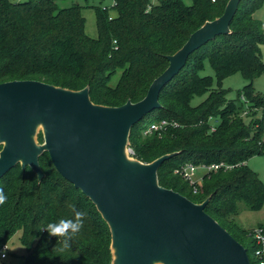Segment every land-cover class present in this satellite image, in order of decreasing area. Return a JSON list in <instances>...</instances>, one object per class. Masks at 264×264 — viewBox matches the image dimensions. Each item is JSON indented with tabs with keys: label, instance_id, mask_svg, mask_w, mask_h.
Instances as JSON below:
<instances>
[{
	"label": "trees",
	"instance_id": "obj_1",
	"mask_svg": "<svg viewBox=\"0 0 264 264\" xmlns=\"http://www.w3.org/2000/svg\"><path fill=\"white\" fill-rule=\"evenodd\" d=\"M58 1L0 0V82L35 79L69 89L88 85L94 103L112 106L143 98L151 81L167 66L166 55L175 52L205 20L221 15L227 2L115 0L107 8L94 5L97 36L93 38L84 31L81 5L60 7ZM263 6L264 0H240L229 25L231 32L217 35L189 55L161 89L160 107L143 121L138 119L129 136L133 156L143 162L180 151L159 166V184L193 202L211 195L205 211L244 247L245 241L250 242V229L237 227L232 215L239 202L252 210L264 206V180L246 164L264 149V98L252 86V79L264 71L259 49L264 43V23L255 16ZM205 63L213 76L200 73ZM116 70L120 76L111 86ZM235 72L248 82L238 91V100L226 99L221 80ZM205 93V101L191 104L195 96ZM246 105L251 114L248 124L241 116ZM251 108H259L261 115L257 117ZM211 116L218 123L211 125ZM161 121L166 123L146 130ZM221 160L240 164L204 174L196 192L173 173L185 162ZM39 164L45 174L39 182L29 167L22 170L19 164L0 178V188L8 197L0 205V248L17 235L25 249L21 264H109L110 232L95 205L55 171L46 152ZM77 210L87 214L83 227L64 247L63 237L50 236L44 229L51 222L73 219Z\"/></svg>",
	"mask_w": 264,
	"mask_h": 264
},
{
	"label": "water",
	"instance_id": "obj_2",
	"mask_svg": "<svg viewBox=\"0 0 264 264\" xmlns=\"http://www.w3.org/2000/svg\"><path fill=\"white\" fill-rule=\"evenodd\" d=\"M240 0L205 20L172 54L138 101L94 103L89 87L69 89L35 79L0 82V178L19 164L38 182L47 153L55 171L96 207L110 232L109 264H251L246 248L205 211L211 195L193 202L159 184L157 170L180 151L150 162L129 155L133 124L160 107L163 86L189 55L230 33ZM41 134L42 140H38Z\"/></svg>",
	"mask_w": 264,
	"mask_h": 264
},
{
	"label": "rangeland",
	"instance_id": "obj_3",
	"mask_svg": "<svg viewBox=\"0 0 264 264\" xmlns=\"http://www.w3.org/2000/svg\"><path fill=\"white\" fill-rule=\"evenodd\" d=\"M187 3L190 0H185ZM112 0H59L58 5L60 7L70 6L72 3H78L81 5L80 13L84 17V31L89 37L97 36V27H96V11L93 8L94 5H110ZM262 22L264 23V6L259 8L255 13ZM260 49V57L264 64V43L259 45ZM201 74L214 75L213 69L211 68L209 63H205L204 70L200 72ZM120 76V71L116 70L110 77L109 84L114 86L118 81ZM248 81L242 76L240 72H235L234 74L228 75L221 80V86L227 90L224 93V97L226 99H235L238 100L239 90L247 83ZM252 86L254 87V91L257 96L264 98V71L258 75H256L252 79ZM215 91L218 87L213 85ZM208 93V92H207ZM207 93L202 96H195L192 99L191 104L195 105L200 103L201 101H205L207 98ZM256 110V116L261 115V111L259 108H251V111ZM242 118L245 123H249L251 120V114L248 112L245 114L242 112ZM150 119H148L149 121ZM208 120L212 123L211 125H215L218 123L217 117H209ZM147 121V122H148ZM166 122V121H165ZM152 126L150 125L149 129L151 131ZM144 133V132H143ZM189 161V160H186ZM246 164L248 167L254 171L258 178L264 180V149L259 154H254L250 156ZM233 221L237 227L243 230H249L257 227L258 225L264 224V206H262L259 210H252L245 203L239 202L236 208L235 213L232 215ZM250 240V239H249ZM245 248L247 249V254L250 259H252L257 264H260V259L254 254V246L251 242L245 241ZM25 254L24 247L20 244L17 239V235H14L11 240L8 242V250H7V258L3 261V264H21L22 256Z\"/></svg>",
	"mask_w": 264,
	"mask_h": 264
},
{
	"label": "built area",
	"instance_id": "obj_4",
	"mask_svg": "<svg viewBox=\"0 0 264 264\" xmlns=\"http://www.w3.org/2000/svg\"><path fill=\"white\" fill-rule=\"evenodd\" d=\"M115 0H112L110 5L102 6L103 8L110 7L114 5ZM241 99L244 101V97L241 96ZM247 105L245 106L244 113L247 114L248 112ZM166 122L161 121L159 124H152L153 129H158L161 127V125H164ZM263 128H264V119H263ZM213 126L211 127V130H213ZM129 155L133 156V149L131 146H128L127 149ZM245 163V162H242ZM240 163H228L223 160L219 162H213V163H198L194 164L191 162H185L180 164L179 166L175 167L173 169V173L176 175H179L182 179L187 181L189 185L193 188V191L196 192V186L201 181L204 174H209L211 172H215L217 170H230L233 167L239 166ZM249 239L251 244L254 246V254L260 259V264H264V224L258 225L255 228L250 229L249 233ZM1 248H4L5 250H8V243H5L1 246ZM255 264H257L255 262Z\"/></svg>",
	"mask_w": 264,
	"mask_h": 264
},
{
	"label": "clouds",
	"instance_id": "obj_5",
	"mask_svg": "<svg viewBox=\"0 0 264 264\" xmlns=\"http://www.w3.org/2000/svg\"><path fill=\"white\" fill-rule=\"evenodd\" d=\"M8 197L5 191L0 188V205H3L7 201ZM86 212L77 210L75 211L73 219H61L56 222H51L44 229L50 236H60L63 237L64 247L70 246V241L72 237L76 235L80 229L83 227L84 218L86 217ZM7 258V250L0 248V264Z\"/></svg>",
	"mask_w": 264,
	"mask_h": 264
}]
</instances>
